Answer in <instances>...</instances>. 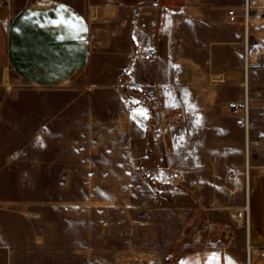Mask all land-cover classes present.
I'll list each match as a JSON object with an SVG mask.
<instances>
[{
    "label": "rangeland",
    "instance_id": "obj_1",
    "mask_svg": "<svg viewBox=\"0 0 264 264\" xmlns=\"http://www.w3.org/2000/svg\"><path fill=\"white\" fill-rule=\"evenodd\" d=\"M65 1L78 7L87 3L90 21L95 26H104L107 32L102 36V41L108 42L107 50H103L100 62L114 63L116 50L109 47L115 44L110 46V42L122 38L126 32L121 35L123 25L114 17L113 8L100 9L99 13L106 12L98 16L97 4L102 2ZM259 4H264V0H250V6ZM253 25L250 50L257 49L264 57V24ZM235 36L237 41L238 34ZM180 39L173 44L178 48L170 50L172 58L178 61L175 69L181 74L180 81L174 82L171 90L158 83L165 94L163 107L186 114L183 122L171 125L170 131L174 128V132L169 131L165 140L152 122L149 106L154 96L143 99L145 110L142 99H138L137 134L131 145L125 130H116L124 120L113 111L117 103L114 97H92L94 114L87 118L86 107L82 105L65 113L60 111L62 101L51 99L47 108L32 88L12 82L7 73L0 77V264H178L184 252L198 247V219L202 211L198 208V190L190 194L169 186L165 173L174 147L175 151L184 149L187 154L183 158L196 164L195 171H186L187 177L198 179V125L204 124L209 129L211 118L223 117L216 109L223 105V99L215 98L210 91L213 82L207 63L209 54L198 49V36L194 41L184 33ZM239 47L243 60L244 47L241 44ZM138 53L141 56L144 52L135 50L133 57ZM163 57L161 49L159 71ZM235 58L236 51H220L216 63L220 65L222 60L231 63ZM157 67L154 64L155 72ZM98 78L97 72L91 78L85 74L74 87L86 96L100 89L113 95L115 91L130 89L120 81L111 84ZM148 92L154 94V88L150 86ZM201 107H207L208 113L198 112ZM146 119L147 128L143 131ZM52 120L59 125L58 129L49 128L44 136L59 137L60 142L36 146L32 139L38 128ZM86 120L93 123V129L88 132L86 143L75 145L78 153H73L67 145L68 133L76 141L81 139ZM67 124L74 128L68 131ZM179 127L187 130L175 131ZM203 150L211 152L208 144ZM150 195L160 197L163 204L150 207L152 218L143 222L135 209L148 205ZM202 202L209 208L202 216L203 224L209 225L212 219L227 215L217 216L211 211L215 202L211 196H205Z\"/></svg>",
    "mask_w": 264,
    "mask_h": 264
},
{
    "label": "crops",
    "instance_id": "obj_2",
    "mask_svg": "<svg viewBox=\"0 0 264 264\" xmlns=\"http://www.w3.org/2000/svg\"><path fill=\"white\" fill-rule=\"evenodd\" d=\"M97 1L102 2L97 4L98 16H104L106 12L101 14L100 9L113 8L114 17L123 25L121 35L126 32L122 38L110 42V46L115 44L109 47L116 50L114 63L100 62L102 53L107 50L108 42L102 41L107 32H104V26H95L90 21L87 3L78 7L65 0H5L3 5L0 4V77L7 73L12 82L32 88L47 108L51 106V99H57L59 103L62 101L60 111L65 113L82 105L86 107L87 118L94 114L92 97H114L117 103L113 111L120 113L124 120V124H119L116 130H125L132 145L137 134L138 99H142L145 110L143 99L154 96L151 100L155 101L157 91L165 95L159 83L171 90L173 83L180 81L181 74L175 69L178 61L172 58L170 50L178 48L173 44L181 40L184 33L194 41L198 36V49L209 54L207 63L212 69L210 79L213 82L210 91L215 98L223 99V105L216 108L217 114L223 117L211 118L209 129L204 124L198 125V179L187 177L186 171H195L196 164L183 158V154H187L184 149L175 151L173 147L172 161L168 155L171 164L165 175L169 169L179 168L187 180L200 183L198 208L202 211L199 215L201 219H198V247L184 252L178 264H246L248 245L249 264H264V57L261 55L255 66L248 70V120L245 123L242 110L245 78L239 44L244 47L242 12L246 0H160V5H155L153 0ZM108 2L114 4H106ZM247 6L249 40L253 24H264V4L250 6V0H247ZM231 9L237 16L234 23L229 22L227 16V11ZM161 49L165 57L159 71L157 63ZM135 50L144 53L152 50L154 58L145 61L142 59L144 53L141 56L138 53L139 57L134 58ZM228 50L236 51L235 61L216 63L219 52ZM153 63L157 67L156 72ZM94 72H97L98 80L111 84L120 81L130 89L122 93L115 91V95L107 89H100L95 93L91 91L85 99L87 96L77 91L74 83L85 74L91 78ZM150 86L154 88L155 95L148 92ZM99 103L104 105L102 101ZM229 103L237 105L233 114L228 108ZM199 109L201 113L208 110L207 107ZM170 110L182 113L184 120V111ZM58 126L54 120L43 123L32 139L34 144L58 145L61 138L44 136L49 128L58 129ZM71 128L74 127L67 124V130ZM146 128L147 119L143 121L142 130ZM91 129L93 123L86 120L83 124L85 133L78 141L69 131L67 145L72 147L73 153H78L75 145L87 142ZM181 130L187 128L175 129ZM207 144L210 153L203 150ZM205 196L215 200L211 211L217 216L227 214L223 218L212 219L209 225L202 223L204 211L209 210L202 202ZM245 204L249 210L247 229L244 224L229 217L230 210H240Z\"/></svg>",
    "mask_w": 264,
    "mask_h": 264
},
{
    "label": "built area",
    "instance_id": "obj_3",
    "mask_svg": "<svg viewBox=\"0 0 264 264\" xmlns=\"http://www.w3.org/2000/svg\"><path fill=\"white\" fill-rule=\"evenodd\" d=\"M5 0H0V4L3 5ZM155 5H160V0H153ZM228 20L231 23L237 21V16L234 10L227 11ZM243 24L245 29L244 35V50H243V68L247 72L250 68L254 67L258 59L261 57V52L257 49L250 50L249 40H248V28H249V11L247 6V0L245 1V8L243 13ZM154 58V53L152 50L146 51L142 55V59L149 61ZM243 115L245 118V123L248 120V84L245 77L244 88H243ZM164 96L161 91H157L155 101L150 103V110L152 111V122L159 127L158 134L164 140L167 133L170 131L172 124L179 123L183 120L182 113L174 112L165 109L162 105ZM228 108L231 110V114L237 109L236 103H229ZM165 182L169 186L177 187L181 190L189 192L190 194H195L198 190L200 183L197 180H187L185 173L179 168H171L165 175ZM163 202L157 195L149 196V203L145 207L136 208L137 217L140 221L149 222L151 220V214L149 213L150 207H160ZM231 219L239 221L248 228L249 223V210L244 206L240 210L232 209L229 212ZM246 264H249V250L246 248Z\"/></svg>",
    "mask_w": 264,
    "mask_h": 264
},
{
    "label": "bare ground",
    "instance_id": "obj_4",
    "mask_svg": "<svg viewBox=\"0 0 264 264\" xmlns=\"http://www.w3.org/2000/svg\"><path fill=\"white\" fill-rule=\"evenodd\" d=\"M245 77L248 78V71L245 72V70H244V78H245ZM246 158H248V151H247V153H246ZM245 206H246V208H248V205H247V204H245ZM248 248H249V249H248ZM247 249H248L249 252H250V246H249V245H248ZM249 254H250V253H249ZM249 258H250V256H249Z\"/></svg>",
    "mask_w": 264,
    "mask_h": 264
},
{
    "label": "snow or ice",
    "instance_id": "obj_5",
    "mask_svg": "<svg viewBox=\"0 0 264 264\" xmlns=\"http://www.w3.org/2000/svg\"><path fill=\"white\" fill-rule=\"evenodd\" d=\"M63 8V6H61ZM27 19V18H26Z\"/></svg>",
    "mask_w": 264,
    "mask_h": 264
}]
</instances>
